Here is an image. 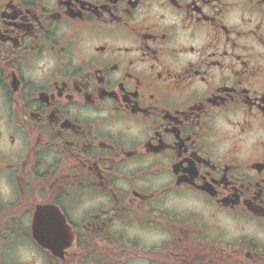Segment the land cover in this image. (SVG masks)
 Segmentation results:
<instances>
[{
	"label": "flooded vegetation",
	"instance_id": "obj_1",
	"mask_svg": "<svg viewBox=\"0 0 264 264\" xmlns=\"http://www.w3.org/2000/svg\"><path fill=\"white\" fill-rule=\"evenodd\" d=\"M0 264H264V0H0Z\"/></svg>",
	"mask_w": 264,
	"mask_h": 264
}]
</instances>
